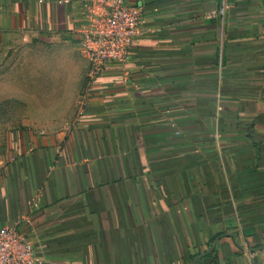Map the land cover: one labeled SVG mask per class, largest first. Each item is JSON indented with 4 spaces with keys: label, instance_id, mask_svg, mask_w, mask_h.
<instances>
[{
    "label": "crops",
    "instance_id": "crops-1",
    "mask_svg": "<svg viewBox=\"0 0 264 264\" xmlns=\"http://www.w3.org/2000/svg\"><path fill=\"white\" fill-rule=\"evenodd\" d=\"M126 2L147 30L90 78L81 4L0 0V65L52 55L44 121L0 167V228L42 264H264V0Z\"/></svg>",
    "mask_w": 264,
    "mask_h": 264
},
{
    "label": "built area",
    "instance_id": "built-area-1",
    "mask_svg": "<svg viewBox=\"0 0 264 264\" xmlns=\"http://www.w3.org/2000/svg\"><path fill=\"white\" fill-rule=\"evenodd\" d=\"M81 4V14L73 20L80 55L90 65V78L102 74L109 65L125 68L131 49L145 34L142 6L126 0H63ZM91 83L85 89L91 92ZM37 206V203H35ZM0 264H42L31 240L15 227L0 228Z\"/></svg>",
    "mask_w": 264,
    "mask_h": 264
},
{
    "label": "rangeland",
    "instance_id": "rangeland-1",
    "mask_svg": "<svg viewBox=\"0 0 264 264\" xmlns=\"http://www.w3.org/2000/svg\"><path fill=\"white\" fill-rule=\"evenodd\" d=\"M34 50L19 55L20 61L16 66L0 65V167L11 155V141L27 130V124L44 121L43 116L32 113L37 109L47 108L46 100L41 98L46 90V62L43 60L52 55L49 49ZM36 61H40V66H36ZM65 118L66 116H59L55 120L59 123V128L64 129L67 124ZM62 132L63 130L54 133Z\"/></svg>",
    "mask_w": 264,
    "mask_h": 264
}]
</instances>
